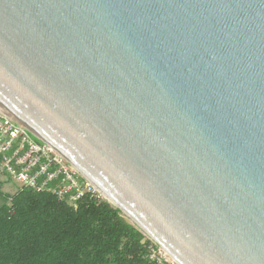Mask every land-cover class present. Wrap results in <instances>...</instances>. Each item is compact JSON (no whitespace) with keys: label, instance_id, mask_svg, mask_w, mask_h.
Masks as SVG:
<instances>
[{"label":"water","instance_id":"water-1","mask_svg":"<svg viewBox=\"0 0 264 264\" xmlns=\"http://www.w3.org/2000/svg\"><path fill=\"white\" fill-rule=\"evenodd\" d=\"M0 110L178 264H264V0H0Z\"/></svg>","mask_w":264,"mask_h":264},{"label":"trees","instance_id":"trees-1","mask_svg":"<svg viewBox=\"0 0 264 264\" xmlns=\"http://www.w3.org/2000/svg\"><path fill=\"white\" fill-rule=\"evenodd\" d=\"M0 264H154L150 241L117 207L85 199L72 208L45 191H4Z\"/></svg>","mask_w":264,"mask_h":264},{"label":"built area","instance_id":"built-area-1","mask_svg":"<svg viewBox=\"0 0 264 264\" xmlns=\"http://www.w3.org/2000/svg\"><path fill=\"white\" fill-rule=\"evenodd\" d=\"M0 176L17 183L20 189L49 192L72 208H77L85 199L107 202L116 207L52 146L38 140L2 110ZM134 225L150 241L146 253L149 261L154 264H178L148 233Z\"/></svg>","mask_w":264,"mask_h":264},{"label":"rangeland","instance_id":"rangeland-1","mask_svg":"<svg viewBox=\"0 0 264 264\" xmlns=\"http://www.w3.org/2000/svg\"><path fill=\"white\" fill-rule=\"evenodd\" d=\"M0 180L4 183L3 190L6 191V192L7 191L12 192L18 187L17 183L12 182V181H7V179H5V177H3V176H0ZM127 219L130 222H132L128 217H127Z\"/></svg>","mask_w":264,"mask_h":264}]
</instances>
